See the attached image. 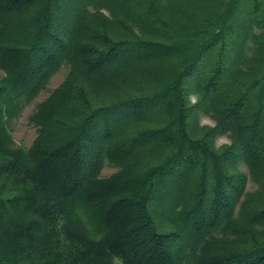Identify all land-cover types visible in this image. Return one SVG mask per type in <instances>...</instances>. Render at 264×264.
I'll return each instance as SVG.
<instances>
[{
  "label": "trees",
  "instance_id": "trees-1",
  "mask_svg": "<svg viewBox=\"0 0 264 264\" xmlns=\"http://www.w3.org/2000/svg\"><path fill=\"white\" fill-rule=\"evenodd\" d=\"M112 255L264 264V0H0V264Z\"/></svg>",
  "mask_w": 264,
  "mask_h": 264
},
{
  "label": "rangeland",
  "instance_id": "rangeland-1",
  "mask_svg": "<svg viewBox=\"0 0 264 264\" xmlns=\"http://www.w3.org/2000/svg\"><path fill=\"white\" fill-rule=\"evenodd\" d=\"M67 69L63 67L60 71L54 74L46 87L39 93V95L28 104L23 110L22 114L16 119L12 128V135L15 142L18 145L28 147L34 137L36 136V126L33 122H31L29 116L34 111L37 102L41 101L45 97H47L50 92L59 85V83L63 80ZM117 168L114 165H110L106 163L101 171L102 176H108L113 173ZM252 187V183L249 182L248 188Z\"/></svg>",
  "mask_w": 264,
  "mask_h": 264
},
{
  "label": "clouds",
  "instance_id": "clouds-1",
  "mask_svg": "<svg viewBox=\"0 0 264 264\" xmlns=\"http://www.w3.org/2000/svg\"><path fill=\"white\" fill-rule=\"evenodd\" d=\"M187 100L190 106H195L199 103L200 97L196 93H189L187 95ZM198 127L206 129H215L217 127V121L208 115H201L198 119ZM233 145V140L228 132L217 134L213 140L212 150L218 155H222L223 150L231 148ZM65 224L64 218L58 217L56 220V230L60 233L59 239L63 243H68L65 234L63 233V227ZM110 264H124L121 257L112 255L110 257Z\"/></svg>",
  "mask_w": 264,
  "mask_h": 264
}]
</instances>
